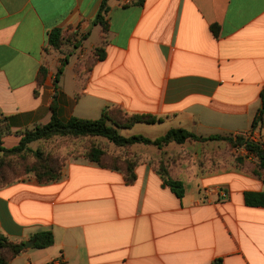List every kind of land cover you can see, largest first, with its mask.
Returning <instances> with one entry per match:
<instances>
[{"label": "crops", "instance_id": "crops-1", "mask_svg": "<svg viewBox=\"0 0 264 264\" xmlns=\"http://www.w3.org/2000/svg\"><path fill=\"white\" fill-rule=\"evenodd\" d=\"M102 2L0 0L8 148L19 144L16 132L48 124L53 106L63 120H97L114 107L162 120L124 130L126 137L155 140L182 128L264 148V125L253 128L264 89V0H110L108 34L94 24ZM55 28L80 43L68 46L74 51L45 50ZM97 31L99 42L88 45ZM96 47L104 60L95 61ZM41 67L48 75L39 87ZM130 150L132 183L122 171L81 159L69 161L58 181L0 188L3 236L26 243L49 231L55 238L10 264H264V208L245 203L246 192L264 191V178L252 171L256 157L225 140ZM170 179L184 184L182 198L166 185Z\"/></svg>", "mask_w": 264, "mask_h": 264}, {"label": "trees", "instance_id": "trees-1", "mask_svg": "<svg viewBox=\"0 0 264 264\" xmlns=\"http://www.w3.org/2000/svg\"><path fill=\"white\" fill-rule=\"evenodd\" d=\"M110 0H103L99 13L94 21L102 27L104 34H108L109 20L107 18L109 13L108 2ZM145 0H136L132 4L143 6ZM65 35L61 28H55L49 34L48 47L45 49L48 53L51 51H59L64 45ZM83 40V39H82ZM76 42L75 44H77ZM95 61H102L105 59V51L103 47H96L93 50ZM67 60L62 62V66L58 69L55 79V85L58 84L64 72V66ZM92 60L88 63L87 68H90ZM48 75V70L41 67L38 86L40 87ZM37 92V91H36ZM162 122L161 119L147 114H128L119 107L105 110L101 118L97 120H86L72 117L69 120H63L58 116L56 106H53V116L51 121L46 125L35 126L32 129L16 132L19 136L20 142L17 146L6 148L3 146V139L12 133L9 119H0V156L4 158L17 157L27 159L32 156L34 159L31 166H26V173H33L37 181L41 184H47L58 181L62 178V166L56 164L50 153L42 151V149H32L31 145L39 141H50L57 137H66L73 139L88 140V148L86 157L90 161L97 163L103 168H111L122 171L128 183H132L135 178V168L137 160L135 155L118 153L108 156L107 152L92 141L94 138H103L113 144L119 149L130 150L133 145L143 144L146 146H154L159 149L169 145L170 143L184 144L187 141H207V140H225L234 147H244L249 154L257 158L258 163L252 169L253 173L259 177L264 178V148L260 143H255L244 139L241 136L236 138L212 136L209 138H201L185 129L176 128L168 131L164 136L152 140L143 135H132L126 137L120 133V130H129L138 124H157ZM258 124L264 125V89L261 92V108L254 120L253 128ZM243 162L242 158L238 159ZM5 159L0 161V174L5 172ZM166 185L172 191L182 198L185 194L184 184L180 181L167 180ZM245 203L249 207L264 208V191H248L245 193ZM32 239L36 240L34 248L46 249L53 246L55 238L52 232L44 231L35 234ZM27 249L25 243H15L0 233V264H10L11 261ZM212 264H224L223 259L218 258Z\"/></svg>", "mask_w": 264, "mask_h": 264}, {"label": "rangeland", "instance_id": "rangeland-1", "mask_svg": "<svg viewBox=\"0 0 264 264\" xmlns=\"http://www.w3.org/2000/svg\"><path fill=\"white\" fill-rule=\"evenodd\" d=\"M100 34L98 31L92 35L91 39L88 42V45L91 43H97L99 42ZM76 41V40H75ZM75 41L65 36L64 45L62 46V53L69 54L74 49L71 47L69 48V45H74ZM80 44V43H77ZM75 57H70V63L75 62ZM69 75L71 76V73L69 71ZM120 133L122 135H126L128 131L120 130ZM92 141H94L96 144H98L100 147H102L106 152L108 156H112L118 153L122 154H131L133 153L131 150H120L110 142H108L106 139L103 138H94ZM88 140L86 139H73V138H66V137H57L50 141H39L35 142L31 145L32 149H42V151L46 153H50L52 155L53 161L62 166V172H64L65 166L69 161H75V160H81V159H87L86 153L88 148ZM3 146L8 148L5 140L3 139ZM5 159V165L7 166L5 169V172L0 174V188L6 187L8 185L14 184L16 182L22 181V180H28L30 178L36 177L33 173L27 174L26 168L28 166H31L33 164L34 159L32 156H29L27 159L17 158V157H8L4 158V156H0V161ZM89 160V159H88ZM27 166V167H26Z\"/></svg>", "mask_w": 264, "mask_h": 264}, {"label": "water", "instance_id": "water-1", "mask_svg": "<svg viewBox=\"0 0 264 264\" xmlns=\"http://www.w3.org/2000/svg\"><path fill=\"white\" fill-rule=\"evenodd\" d=\"M36 240H30L25 243L27 248H33L35 246Z\"/></svg>", "mask_w": 264, "mask_h": 264}, {"label": "built area", "instance_id": "built-area-1", "mask_svg": "<svg viewBox=\"0 0 264 264\" xmlns=\"http://www.w3.org/2000/svg\"><path fill=\"white\" fill-rule=\"evenodd\" d=\"M133 2H132V0H123V5L124 6H129V5H131Z\"/></svg>", "mask_w": 264, "mask_h": 264}]
</instances>
